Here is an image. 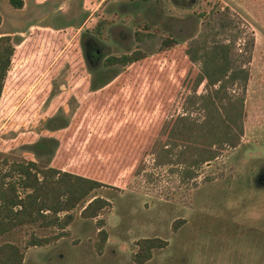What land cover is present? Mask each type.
<instances>
[{
  "label": "rangeland",
  "instance_id": "obj_1",
  "mask_svg": "<svg viewBox=\"0 0 264 264\" xmlns=\"http://www.w3.org/2000/svg\"><path fill=\"white\" fill-rule=\"evenodd\" d=\"M21 2L0 0V159L96 179L106 204L47 244L26 247L58 232L37 225L0 244L21 264H135L156 237L141 264H264V0Z\"/></svg>",
  "mask_w": 264,
  "mask_h": 264
},
{
  "label": "trees",
  "instance_id": "obj_2",
  "mask_svg": "<svg viewBox=\"0 0 264 264\" xmlns=\"http://www.w3.org/2000/svg\"><path fill=\"white\" fill-rule=\"evenodd\" d=\"M8 1L14 8L21 7V0ZM12 53L10 36L0 35V94ZM126 59L123 55L117 60L123 63ZM114 62L113 58L108 61V63ZM222 65H225V60L219 62V66ZM224 73L225 71L220 68L215 76L207 71L204 72L211 84L213 80L220 81ZM102 185L96 179L56 167H39L33 161L7 162L4 157L1 158L0 237L24 225H37L41 228L55 227L58 229L55 235L38 237L31 234L25 242L26 247L49 243L51 239L65 234V227L73 219L72 209L79 203H81L79 211L81 217H96L99 210L104 208L106 200L90 193ZM96 235L95 249L99 253L106 238V232L101 228V223L98 225ZM135 244L137 248L131 259L135 264H141L149 259L152 249L163 247L165 241L156 237L140 238ZM22 257L21 250L15 244L11 242L0 244V264H21Z\"/></svg>",
  "mask_w": 264,
  "mask_h": 264
},
{
  "label": "flooded vegetation",
  "instance_id": "obj_3",
  "mask_svg": "<svg viewBox=\"0 0 264 264\" xmlns=\"http://www.w3.org/2000/svg\"><path fill=\"white\" fill-rule=\"evenodd\" d=\"M97 50L94 48V49H88V50H85L84 51V54L85 56H88L87 58L94 62V63H97L98 59H99V55L96 53ZM260 180L262 182H264V175L260 178Z\"/></svg>",
  "mask_w": 264,
  "mask_h": 264
}]
</instances>
